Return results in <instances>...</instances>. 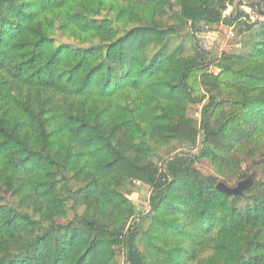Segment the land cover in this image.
I'll return each mask as SVG.
<instances>
[{"label": "trees", "instance_id": "1", "mask_svg": "<svg viewBox=\"0 0 264 264\" xmlns=\"http://www.w3.org/2000/svg\"><path fill=\"white\" fill-rule=\"evenodd\" d=\"M224 1L0 0V264H264V22L215 59L199 27ZM230 176L252 185L223 194ZM133 181L157 217L145 252Z\"/></svg>", "mask_w": 264, "mask_h": 264}, {"label": "rangeland", "instance_id": "2", "mask_svg": "<svg viewBox=\"0 0 264 264\" xmlns=\"http://www.w3.org/2000/svg\"><path fill=\"white\" fill-rule=\"evenodd\" d=\"M177 11L178 8L175 5L173 10H171L169 14H167V16H165L162 20H169V21L175 20L174 16L176 15ZM104 14L105 12H103V14L99 18L100 19L103 18ZM109 17H111V15H109ZM240 27L244 28L245 26L240 25L239 28L236 25L232 27H228L223 23H219L218 25H214L212 27H199V31H201V33L199 34L198 39L201 40L200 44L204 45L208 50H210L211 51L210 54L213 57H215V59L217 58L218 60L223 54L242 52L240 40H243L246 36H248L249 31L246 29L242 30ZM251 40H252L251 37H248L246 39V42L247 43L251 42ZM180 43L184 45L183 48H185L184 51L186 53L190 52L191 50L190 44L188 42V39L184 37V35L179 38H175L170 48L172 49L174 46H177ZM209 71L217 73V70L213 66L209 68ZM201 107L202 104L190 106L189 109L186 111V116L189 119L198 122L199 124L201 118ZM155 146H156L155 160L161 163L162 159L166 160L169 157L182 152L184 153L188 152L191 156H193L194 154L197 153L198 149L200 148L201 141L199 140L197 142V147L195 149H191L190 146L186 143H179V142H172L164 145H155ZM192 167L197 171H199L204 176L207 177L213 176L217 178L216 173L210 162H208V160L201 158L194 159V163ZM229 178L231 179L227 181L226 186L230 188L235 187L237 183L240 182V181H236L237 179L236 176L235 177L230 176ZM127 191L128 192L126 194V197L134 206L133 217L130 219L129 224H132V221L140 222L141 224L140 237L138 238L136 244L141 251L145 252L147 245H146V241H142V239L146 234H148L149 230L154 231V229H152V225L156 224L154 220L157 219L154 212L153 213L149 212L150 211L149 199H150L151 188L150 186L145 185L139 181H133L128 184ZM249 203L250 202H248V200L245 199L242 202L241 206ZM66 211L67 214L66 217L63 219V221H67L72 218V214L70 213L68 208L66 209ZM115 254H116L117 264H125L123 253L120 252L119 250H116Z\"/></svg>", "mask_w": 264, "mask_h": 264}, {"label": "built area", "instance_id": "3", "mask_svg": "<svg viewBox=\"0 0 264 264\" xmlns=\"http://www.w3.org/2000/svg\"><path fill=\"white\" fill-rule=\"evenodd\" d=\"M219 13L221 16L220 23L237 13L240 14V18L236 19L238 21H234L232 26L238 22L248 24L264 22V0H226L223 2V7ZM203 48L206 47L203 45Z\"/></svg>", "mask_w": 264, "mask_h": 264}, {"label": "water", "instance_id": "4", "mask_svg": "<svg viewBox=\"0 0 264 264\" xmlns=\"http://www.w3.org/2000/svg\"><path fill=\"white\" fill-rule=\"evenodd\" d=\"M252 185V179L251 177L237 183V185L233 188H230L226 186L223 183H218L216 185V189L222 192L223 194H226L228 196H236L242 194L244 191L248 190L250 186Z\"/></svg>", "mask_w": 264, "mask_h": 264}]
</instances>
